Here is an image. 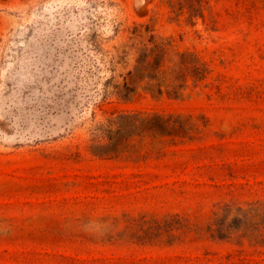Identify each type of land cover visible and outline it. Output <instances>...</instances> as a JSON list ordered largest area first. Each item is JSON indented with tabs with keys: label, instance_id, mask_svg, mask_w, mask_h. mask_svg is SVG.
<instances>
[{
	"label": "rangeland",
	"instance_id": "rangeland-1",
	"mask_svg": "<svg viewBox=\"0 0 264 264\" xmlns=\"http://www.w3.org/2000/svg\"><path fill=\"white\" fill-rule=\"evenodd\" d=\"M0 264H264V0H0Z\"/></svg>",
	"mask_w": 264,
	"mask_h": 264
}]
</instances>
